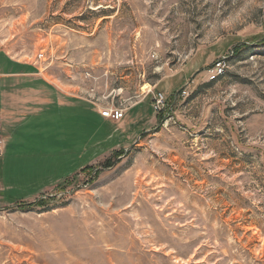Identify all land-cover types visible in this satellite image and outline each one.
I'll return each instance as SVG.
<instances>
[{"label":"rangeland","instance_id":"374dc122","mask_svg":"<svg viewBox=\"0 0 264 264\" xmlns=\"http://www.w3.org/2000/svg\"><path fill=\"white\" fill-rule=\"evenodd\" d=\"M0 54L11 109L124 111L9 127L0 264H264V0H0Z\"/></svg>","mask_w":264,"mask_h":264},{"label":"crops","instance_id":"0c3cea01","mask_svg":"<svg viewBox=\"0 0 264 264\" xmlns=\"http://www.w3.org/2000/svg\"><path fill=\"white\" fill-rule=\"evenodd\" d=\"M1 55V54H0ZM3 59L0 56V60ZM5 65H7V68H10L9 70H7V72L9 73H5L6 72V67ZM15 68L16 65L10 61L7 60V62H5L2 66L0 63V158H4V156L6 155V151L9 152V150H11L12 148H14L15 145H17V143L19 141L15 140V135L19 134L16 132V130H11L10 128L12 126V124H17L19 125V123H21L23 121V119L29 115V113H32L33 115L36 113H39L43 111L44 106L49 107V106H57V107H65L69 108L71 107V109H74L73 103H79V106H84V109H87L89 111H92L91 113L94 114L95 118L98 117L100 119H102V121H106L105 119H103L102 117H100V115L97 113V111H95V108H93L90 104L88 103H81L79 99H68L65 100V98H63V96H60L59 94H57V92H54L52 90L49 91V89L47 90L46 87L42 86L39 82H31L29 81V84L27 83L28 87L30 85L31 88H41L44 87L46 90L43 91L44 95L42 97H40L39 102H35V107L31 105L28 106H18L17 104L14 105V107L11 109L10 107V101L13 100V98H16V95L18 92V90H20V88L22 89V87H24L23 81L19 82L17 84V82L15 81H11L10 80H6L3 78H11V77H15L18 76L15 73ZM20 76H24V75H19ZM32 84H35L32 86ZM38 85V86H36ZM27 89V88H26ZM56 94V97L54 96ZM78 107V106H77ZM120 144L115 145L114 148L112 149H116L117 146H119ZM111 149V150H112ZM93 161L88 162V167L92 164ZM87 166H82L80 171L82 169H84ZM79 172V171H78ZM77 173V172H75ZM73 173V174H75ZM68 174H70V172H68ZM68 176V175H67ZM66 176V177H67ZM73 176V175H71ZM70 176H68L69 178ZM67 180V179H65ZM62 183V182H61ZM59 183V185H52V186H47L43 191V193L48 192L49 190L53 189L54 186H61L62 184ZM61 184V185H60ZM42 193V194H43Z\"/></svg>","mask_w":264,"mask_h":264},{"label":"built area","instance_id":"2783aa9c","mask_svg":"<svg viewBox=\"0 0 264 264\" xmlns=\"http://www.w3.org/2000/svg\"><path fill=\"white\" fill-rule=\"evenodd\" d=\"M156 105L157 107L159 106H164L165 101L162 95H160L158 98H156ZM100 115L103 119L109 120L112 122H119L123 119L124 117V111L118 107H111V108H104L103 110L100 111ZM1 152V150H0Z\"/></svg>","mask_w":264,"mask_h":264},{"label":"trees","instance_id":"16d2710c","mask_svg":"<svg viewBox=\"0 0 264 264\" xmlns=\"http://www.w3.org/2000/svg\"><path fill=\"white\" fill-rule=\"evenodd\" d=\"M256 38H254L253 40H255ZM176 92V91H175ZM124 154V152H123V150H120V152L118 151L117 153H115L114 154V157L117 159H119V157L120 156H122ZM113 157V158H114ZM113 158H110V159H108L107 161H105L102 165H101V167L102 168H111L113 165V162H112V159ZM114 158V159H115ZM93 168H90V167H85L84 169H82V172H86V173H88L89 175H92V172H93ZM97 175V174H96ZM22 203V202H21ZM23 205H25V204H23ZM27 205H30V204H27ZM45 205H46V202L44 201H42V199H40L39 201H36V202H34V204H32L31 205V207H33V206H39V207H45Z\"/></svg>","mask_w":264,"mask_h":264},{"label":"bare ground","instance_id":"6f19581e","mask_svg":"<svg viewBox=\"0 0 264 264\" xmlns=\"http://www.w3.org/2000/svg\"><path fill=\"white\" fill-rule=\"evenodd\" d=\"M222 73V72H221Z\"/></svg>","mask_w":264,"mask_h":264}]
</instances>
